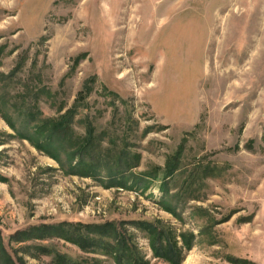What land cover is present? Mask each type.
Wrapping results in <instances>:
<instances>
[{"label": "rangeland", "instance_id": "1", "mask_svg": "<svg viewBox=\"0 0 264 264\" xmlns=\"http://www.w3.org/2000/svg\"><path fill=\"white\" fill-rule=\"evenodd\" d=\"M108 222L148 264L137 223L180 264H264V0H0L3 245L116 264L59 236Z\"/></svg>", "mask_w": 264, "mask_h": 264}, {"label": "trees", "instance_id": "2", "mask_svg": "<svg viewBox=\"0 0 264 264\" xmlns=\"http://www.w3.org/2000/svg\"><path fill=\"white\" fill-rule=\"evenodd\" d=\"M137 224L142 226V229L147 233L150 246L155 256L165 259L170 264H180L183 258V252L172 230L165 228L160 222H142ZM44 228L46 227L44 226ZM49 228L51 230L54 229L52 226L47 227V229ZM69 229L64 230L66 233H61L59 236L77 244L84 251L100 248L106 254L111 253V255H115L116 264H148L147 261L139 256L131 235L127 230L122 228L121 224L108 222L97 225H85L83 227L79 226L72 230ZM36 230L43 232V228ZM26 233L24 232L23 234ZM1 239L0 235V255L5 256L4 264H14L12 257L7 253ZM183 243L185 244V241ZM56 255L55 261L57 264H76L70 261L66 255L60 253Z\"/></svg>", "mask_w": 264, "mask_h": 264}]
</instances>
